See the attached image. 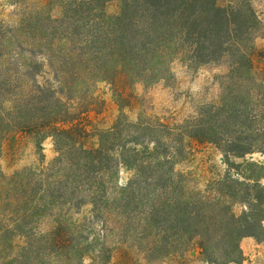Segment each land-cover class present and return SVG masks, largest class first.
<instances>
[{
	"label": "trees",
	"instance_id": "obj_1",
	"mask_svg": "<svg viewBox=\"0 0 264 264\" xmlns=\"http://www.w3.org/2000/svg\"><path fill=\"white\" fill-rule=\"evenodd\" d=\"M263 40L254 0H0V264H243Z\"/></svg>",
	"mask_w": 264,
	"mask_h": 264
},
{
	"label": "rangeland",
	"instance_id": "obj_2",
	"mask_svg": "<svg viewBox=\"0 0 264 264\" xmlns=\"http://www.w3.org/2000/svg\"><path fill=\"white\" fill-rule=\"evenodd\" d=\"M254 5L262 18L263 21V28H264V0H254ZM262 46H264V40L262 42ZM207 80L206 78L201 81V86L199 84H190L191 86L196 88L199 86L198 91L194 92L196 94L199 92L201 94V97L204 99H208L209 97H212V89L207 88ZM206 85V86H205ZM165 100H169V96L166 95V91H159L156 94V100L160 104V102H163ZM44 147V155H45V162L49 163L56 157V147L55 143L52 138H48L43 143ZM29 153V155L27 154ZM215 156V153L208 154L206 153V156L204 157V165L203 163H200V167L208 168V171H212L214 168L212 166V158ZM19 157L24 158L25 163L32 162L35 158L32 153V146L28 145L26 148L21 150L19 152ZM259 156H255V158H258ZM264 159V157H262ZM127 177V174L123 173L122 178L125 180ZM242 249L244 253L245 260L243 264H264V243H258L253 238H247L244 239L242 242Z\"/></svg>",
	"mask_w": 264,
	"mask_h": 264
}]
</instances>
